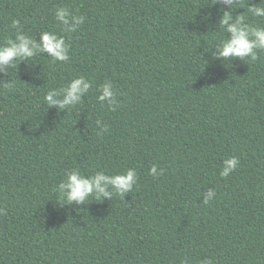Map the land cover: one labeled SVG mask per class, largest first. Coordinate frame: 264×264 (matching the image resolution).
Returning <instances> with one entry per match:
<instances>
[{"label": "trees", "instance_id": "1", "mask_svg": "<svg viewBox=\"0 0 264 264\" xmlns=\"http://www.w3.org/2000/svg\"><path fill=\"white\" fill-rule=\"evenodd\" d=\"M59 6L85 17L75 33L61 32ZM228 7L0 0V44L23 30L36 43L54 31L70 45L66 64L38 53L0 71V84L15 81L0 88V264H264V50L256 61L214 57L230 36L219 25ZM81 75L93 82L82 103L44 102L49 88ZM106 79L115 112L97 100ZM233 155L242 167L220 177ZM153 164L163 176L149 175ZM73 168H134L138 178L124 197L61 204L52 189ZM210 191L216 198L204 205Z\"/></svg>", "mask_w": 264, "mask_h": 264}, {"label": "clouds", "instance_id": "2", "mask_svg": "<svg viewBox=\"0 0 264 264\" xmlns=\"http://www.w3.org/2000/svg\"><path fill=\"white\" fill-rule=\"evenodd\" d=\"M215 3V0H213ZM229 7L223 8V15L219 20L220 28L230 33L229 38L219 41L218 50L214 57H236L240 59L250 58L251 61L258 59V52L264 50V26L250 21L252 18L264 17V0L260 5L248 6L245 0H224ZM237 7H247L246 13H240L233 18L232 11ZM54 19L58 22L61 32L65 34L75 33L85 23L83 15H76L67 6H59L54 11ZM11 27L22 29L19 20H13ZM70 45L66 42L65 35H58L54 31H42L40 42L36 43L31 35L23 30L15 32V39L11 36L5 37L0 44V71H5L4 66L16 67L18 60L35 58L38 53H48L52 63H68L70 61ZM93 82L81 75L71 79L66 85L60 88H49L44 95V102L48 106L59 105L61 109L66 106L75 107L82 103V97L88 93ZM15 81L4 82L0 88L12 90ZM97 100L107 101L109 110L116 111L112 105L118 104L117 94L113 82L106 79L99 86ZM99 122V121H97ZM238 167H242L239 157L233 155L223 159L219 176L227 178ZM149 175L154 179L164 175V169L153 164L149 168ZM138 174L136 169L128 168L122 173L106 174L104 171H96L93 174L85 175L79 169L73 168L65 173L64 179L56 185L52 191L58 194V201L61 204L84 203L90 197L97 201L103 198L115 196L124 197L126 193L132 191V185L137 182ZM216 198V191H210L205 197L204 205L209 204ZM0 208V214H3ZM182 264H189V258L185 257ZM200 264H215L212 257H207L200 261Z\"/></svg>", "mask_w": 264, "mask_h": 264}]
</instances>
